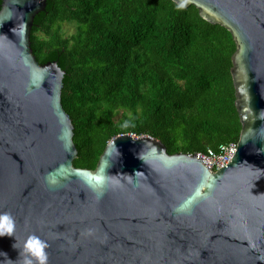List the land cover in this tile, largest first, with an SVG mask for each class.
Masks as SVG:
<instances>
[{
  "label": "water",
  "instance_id": "95a60500",
  "mask_svg": "<svg viewBox=\"0 0 264 264\" xmlns=\"http://www.w3.org/2000/svg\"><path fill=\"white\" fill-rule=\"evenodd\" d=\"M170 1L235 45L240 132L215 172L130 134L111 139L94 170L75 168L64 72L30 46L46 0L1 1L0 264H39L37 239L45 264H264V0Z\"/></svg>",
  "mask_w": 264,
  "mask_h": 264
},
{
  "label": "trees",
  "instance_id": "16d2710c",
  "mask_svg": "<svg viewBox=\"0 0 264 264\" xmlns=\"http://www.w3.org/2000/svg\"><path fill=\"white\" fill-rule=\"evenodd\" d=\"M0 0V4H1ZM73 24L64 35L61 27ZM38 64L64 72L61 106L73 126V166L94 170L106 144L130 134L167 154L236 143L230 33L170 0H46L30 31Z\"/></svg>",
  "mask_w": 264,
  "mask_h": 264
},
{
  "label": "built area",
  "instance_id": "2783aa9c",
  "mask_svg": "<svg viewBox=\"0 0 264 264\" xmlns=\"http://www.w3.org/2000/svg\"><path fill=\"white\" fill-rule=\"evenodd\" d=\"M237 148L236 143L220 145L216 151L206 149L204 153H197L202 165L210 172H215L230 163Z\"/></svg>",
  "mask_w": 264,
  "mask_h": 264
},
{
  "label": "clouds",
  "instance_id": "9594fccd",
  "mask_svg": "<svg viewBox=\"0 0 264 264\" xmlns=\"http://www.w3.org/2000/svg\"><path fill=\"white\" fill-rule=\"evenodd\" d=\"M5 218L9 219V220L11 219L10 216H6ZM37 243L39 244L40 249H41L40 254L37 257V259L39 260V264H45V261L47 260V256L44 254L43 248L46 245H45V243L43 241H39L38 239H37ZM25 250L29 251V252L31 251L30 249H25ZM33 255H35V254H33ZM25 264H33V262H32V260L29 259V260H26Z\"/></svg>",
  "mask_w": 264,
  "mask_h": 264
},
{
  "label": "rangeland",
  "instance_id": "374dc122",
  "mask_svg": "<svg viewBox=\"0 0 264 264\" xmlns=\"http://www.w3.org/2000/svg\"><path fill=\"white\" fill-rule=\"evenodd\" d=\"M61 31L66 36L71 35L74 32V25L73 24H64L61 27Z\"/></svg>",
  "mask_w": 264,
  "mask_h": 264
}]
</instances>
